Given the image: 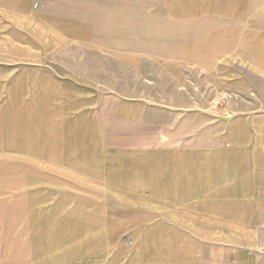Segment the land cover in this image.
Here are the masks:
<instances>
[{
	"label": "crops",
	"instance_id": "crops-1",
	"mask_svg": "<svg viewBox=\"0 0 264 264\" xmlns=\"http://www.w3.org/2000/svg\"><path fill=\"white\" fill-rule=\"evenodd\" d=\"M48 3L49 12L37 14L29 0H0V26H7L0 39L22 42V32L33 31L44 38L42 53L75 51L86 30L53 8L59 0ZM173 3L183 27L214 25L239 8L242 23L258 25L264 65V0ZM14 53V64L0 66V264H264V98L233 116L223 108L216 117L205 110L169 116L111 94L103 108L115 110L100 117L120 127L100 140L117 146L98 148L96 119L80 117L86 103L78 96L104 92L100 86L66 66L63 76L39 66L45 76L30 81L23 49ZM66 96L76 102L63 105ZM26 97L41 99V123L27 118ZM150 136L158 139L144 144ZM89 203L98 207L90 211L95 220ZM72 222L80 226L71 229ZM59 224L66 231L58 226L57 235ZM39 225L48 228L38 234ZM63 239L64 249L52 248Z\"/></svg>",
	"mask_w": 264,
	"mask_h": 264
},
{
	"label": "rangeland",
	"instance_id": "rangeland-1",
	"mask_svg": "<svg viewBox=\"0 0 264 264\" xmlns=\"http://www.w3.org/2000/svg\"><path fill=\"white\" fill-rule=\"evenodd\" d=\"M29 1L33 13L50 10L48 0ZM175 7L173 0H59V4L53 8L62 13L71 12L77 29L83 28L87 33L80 34L75 51L42 53L39 49L43 48L44 38L33 36V31L22 32L30 35L23 34L22 42L0 39V52L3 54L0 66L14 64L9 54L22 48L24 68L30 72V77L25 78H30V81L44 74L62 75L61 72L65 73L66 67H70L78 78L88 77L89 81L98 84L104 92L78 96L79 103H86L80 106V117L96 119L98 148L117 146L116 142L111 146L109 140H100L107 128L111 132L120 127L115 119L103 124L104 120L100 117L115 110L103 108L104 98L111 94L125 101L142 100L147 104L149 113L153 110L169 116L172 113L205 110L209 116L216 117L215 112H221V108L222 114L233 116L258 105L264 98V65H261L259 40L256 38L257 23H242L240 9L233 8L228 14L230 18H218L214 25L183 27L170 12ZM250 18L257 19L256 12H251ZM29 26L30 23H21V30ZM4 29L7 30V26H0V37ZM83 38H86L85 43ZM39 66L46 68L44 74H37L38 70H43ZM40 100L38 97H26L27 118L32 117L31 121L35 124L41 123L43 117ZM70 100L76 102V98L66 96L63 105H69ZM72 114L71 110L66 111L65 120L72 118ZM74 114H77V110H74ZM147 118L152 119L151 116ZM177 123L183 124V119ZM145 125L151 129L152 121L145 122ZM110 132L108 135L112 136ZM157 139L147 137L144 144L153 145ZM85 193L87 195V191ZM71 203L72 200H69ZM91 203L85 208L88 219L95 220L99 215L91 213L98 207ZM77 206L70 205L69 209L75 211ZM103 209L105 212V207ZM122 212L119 211V214ZM95 223L88 222L89 230L92 229L91 224L96 226ZM70 225L71 229L80 226L73 222ZM58 226L62 232L66 231L59 224L57 233ZM46 228L39 225L38 234ZM91 235L89 233L90 245H94L96 239ZM63 240L52 248L64 249L69 240Z\"/></svg>",
	"mask_w": 264,
	"mask_h": 264
}]
</instances>
